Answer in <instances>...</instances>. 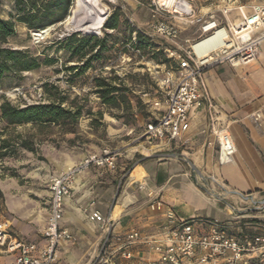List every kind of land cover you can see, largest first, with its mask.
Instances as JSON below:
<instances>
[{"label": "crops", "instance_id": "1", "mask_svg": "<svg viewBox=\"0 0 264 264\" xmlns=\"http://www.w3.org/2000/svg\"><path fill=\"white\" fill-rule=\"evenodd\" d=\"M203 83L209 95L220 104L223 116L231 122L230 130L237 147L233 160L226 164L219 162V145L209 134L211 119L207 105L203 104L190 113L191 127L184 135L188 141L167 147L176 156L136 161L123 184L122 197L116 203L114 199L124 175L112 173L103 178L96 167L85 171L73 187L61 221L62 226L77 235V240L60 245L58 264H93L103 251L117 264H162L151 241L166 242V218L162 211L151 208L146 192L139 188L144 180L161 193L180 218L200 220L196 226L201 232L214 223L242 241L264 233V224L239 219L236 213L239 205L250 208L252 202L264 203V132L250 118V113L264 103V42L257 59L248 64L235 67L226 61L208 67ZM78 160L61 162L58 173ZM12 186L0 179L7 206L18 215L21 207L13 200ZM254 208L249 210L255 211ZM23 210H28L26 221L14 216L4 223L9 229L13 226L14 235L43 246L49 209L43 221L35 210L26 207ZM95 210L102 213L103 220L91 218ZM244 216L264 217V214L255 212ZM134 229L142 238L130 246L131 258H124L122 244ZM106 240L109 243L102 251ZM198 256L199 251L196 257L183 259L182 264H197ZM255 259L258 258H251L250 263ZM14 261V254L0 249V264Z\"/></svg>", "mask_w": 264, "mask_h": 264}, {"label": "rangeland", "instance_id": "2", "mask_svg": "<svg viewBox=\"0 0 264 264\" xmlns=\"http://www.w3.org/2000/svg\"><path fill=\"white\" fill-rule=\"evenodd\" d=\"M14 1L1 0L0 12L3 17L10 18L14 15ZM191 1L196 16L215 15L223 24H235L242 20V11L249 15L253 13L254 7L264 5V0ZM103 2L108 9L107 18L115 7H121L131 28L142 30L149 35L155 42L154 47L145 50L138 49L134 44L137 41L136 31L132 32V39L128 41V30L121 29L116 32L113 29H107L108 33L118 34L115 46H112L104 54L103 60L95 62L92 68L73 78L71 82L68 80L71 73L65 69V65L81 64V61L78 59L69 61L68 55L64 51H58L55 47L49 48V46L53 45L54 40L74 32L103 37L105 28H103L102 35L85 33L63 21L54 24L48 32L43 33L42 31H29L25 25L18 24V34L9 40L8 44L12 47L27 48L32 53L39 55L42 61L49 56L54 58L55 62L51 65H42L39 69L24 72L21 76L10 79L6 86L0 90V104L2 96L21 106L47 102V93L44 91L43 83L51 82L58 85L72 99L78 97V103L85 104L86 110L79 120L76 132L64 133L63 128L57 125L35 127L31 123L8 128L9 135L22 134L31 138L38 151L35 153L22 149L16 156L0 161V179L12 183L13 200L16 205L21 207V211L16 215L15 212L9 210L7 198H5V205L3 209H0V223L11 220L14 216H18L20 221H26L28 210H23V207L31 211L35 210V213L43 221L50 203V178L58 173L61 162L78 160L88 153H99L106 147L112 149L117 153V168L113 172L99 169L97 171L102 174L103 178L112 173L124 175L118 201L122 197L123 184L128 179L134 163L140 160V156L172 152L167 148H152L146 137L143 136L144 125L151 116L150 108L147 105L142 104L140 108L135 107L136 115L128 123L124 119L114 117L111 112L122 113V111L109 109L102 103L99 94L96 93L95 78L118 76L132 87L134 99L141 101L143 92H155L158 89V79L163 76L162 67L158 65L163 64L159 61L164 60L165 50L187 47L190 43L198 40L201 36L200 24L195 22V17L188 18V22L178 20L179 37L171 40L154 33L152 23L156 17L153 16L151 0H103ZM73 4L69 9V14L74 8ZM226 8L232 10L225 14ZM104 25L105 22L103 27ZM234 37H237L236 33ZM186 40H190V43ZM113 41L115 38H110L109 45H113ZM170 59L171 62L168 65H175L174 58ZM88 109H92L93 114H88ZM1 125L3 127L4 124L1 123ZM253 208L255 211L249 210ZM255 212L258 215H263L264 203L254 204L252 202L250 208L239 205V208L236 209L239 219H253L257 223L264 224L263 216H244ZM9 230L13 233V226ZM42 236L45 238L44 233ZM102 255L103 253L95 259L93 264H103Z\"/></svg>", "mask_w": 264, "mask_h": 264}, {"label": "built area", "instance_id": "3", "mask_svg": "<svg viewBox=\"0 0 264 264\" xmlns=\"http://www.w3.org/2000/svg\"><path fill=\"white\" fill-rule=\"evenodd\" d=\"M150 5L153 16L156 17L152 23L155 34L175 40L180 34L177 21L188 22V18L195 17V22L200 24L201 36L193 43L186 40L190 43L187 47L165 50L168 58H174L175 65H158L163 72V76L158 79V89L142 93V100L151 113L144 125L143 136L152 148L158 149L167 148L173 143L187 142L184 135L191 127L190 113L206 104L211 119L209 134L216 138L219 145V162H231L237 151L230 130L231 122L223 116L220 104L205 90L203 76L210 66L228 61L236 67L257 59L264 42V5H257L249 15L242 11V20L235 24H223L215 15L196 16L191 0H151ZM231 10L226 8L224 13ZM224 29L229 32L226 44L214 43L207 54L198 53V44L215 39ZM235 33L237 37H234ZM250 118L264 132V103L250 113ZM116 157L117 153L106 147L99 153L84 155L51 176L49 217L43 246L14 235L9 230V225L0 223V249L15 255V261L11 264H58L60 244L77 240V235L62 226L61 221L78 177L93 167L101 171L115 170ZM139 188L146 192L151 208L162 211L166 218V242L151 241L162 264H182L183 259L196 257L198 251L197 264H250L253 257L264 262V233L242 241L214 223L201 232L196 226L200 220L180 218L175 209L165 202L161 193L152 189L147 181H142ZM91 218L103 220V215L95 210L91 213ZM141 238V234L135 229L128 234L127 240L122 244L124 258H131L130 246ZM102 263L117 264L104 251Z\"/></svg>", "mask_w": 264, "mask_h": 264}, {"label": "trees", "instance_id": "4", "mask_svg": "<svg viewBox=\"0 0 264 264\" xmlns=\"http://www.w3.org/2000/svg\"><path fill=\"white\" fill-rule=\"evenodd\" d=\"M14 3L15 13L10 18L3 17L0 12V90L10 79L55 62V59L49 56L42 61L39 55L32 53L29 49L15 48L8 44L9 40L18 34V24L25 25L29 31L41 32L49 26L65 21L71 14V12L69 14V9L72 4L74 7L75 0H15ZM103 28H105L103 37L74 32L54 40L53 45L49 46V48L55 47L58 51H64L69 61L74 59L81 61V64L65 65V69L71 73L69 81L72 82L73 78L86 73L95 62L103 60L104 54L115 46L118 34L108 33L107 29H113L116 32L121 29L128 30V41L132 39V32L136 31L137 41L134 44L138 49L145 50L154 47L155 42L149 35L142 30L131 28L121 7L114 8ZM110 38H115L113 45H109ZM159 62L168 64L171 59L164 55V60ZM95 87L104 105L109 109L122 111V113L111 112V114L116 118L124 119L126 123L136 115L135 107L140 108L142 104L146 106L142 99L141 101L134 99L132 87L118 76H98L95 78ZM43 88L47 93V102L21 106L2 96L0 161L16 156L22 149L35 153L38 151L31 138L22 134L9 135L7 130L10 127L31 123L35 127L57 125L63 128L64 133L77 131L79 120L86 110L85 104L78 103V97L72 99L55 83L44 82ZM88 114H93L92 109H88ZM1 123L4 124L3 127ZM142 158L144 156H140V159ZM4 205L5 194L0 187V209H3ZM108 243L109 241L106 246ZM254 263L264 264L259 258L252 260L250 264Z\"/></svg>", "mask_w": 264, "mask_h": 264}, {"label": "bare ground", "instance_id": "5", "mask_svg": "<svg viewBox=\"0 0 264 264\" xmlns=\"http://www.w3.org/2000/svg\"><path fill=\"white\" fill-rule=\"evenodd\" d=\"M163 1V0H162ZM166 1V0H165ZM108 9L103 0H75L71 14L65 20L69 26H74L85 33L103 34V24L107 18ZM52 26L42 30L48 32ZM239 33V32H237ZM228 30L220 31L215 39L207 40L196 46L199 54L205 55L215 44H226ZM218 39V42H215ZM215 43V44H214Z\"/></svg>", "mask_w": 264, "mask_h": 264}, {"label": "water", "instance_id": "6", "mask_svg": "<svg viewBox=\"0 0 264 264\" xmlns=\"http://www.w3.org/2000/svg\"><path fill=\"white\" fill-rule=\"evenodd\" d=\"M175 156H176V155L173 154V153H165V154H163V153H157V154H153V155H146V156H144V158L140 159V161H139L138 163L144 161L145 159H147V158H149V157H151V158H160V157H175ZM138 163H137V164H138ZM190 164H191L192 168H193L195 171L200 172V171L197 169V167L195 166L194 163L190 162ZM120 191H121V186H120V187L118 188V190H117L116 197H115V199H114V202H115V203H116V201H117V198H118V195H119ZM109 238H110V235L108 236V239H109ZM108 239H107V240H108ZM107 240H106L105 243L103 244L102 251L104 250V248H105V246H106Z\"/></svg>", "mask_w": 264, "mask_h": 264}]
</instances>
